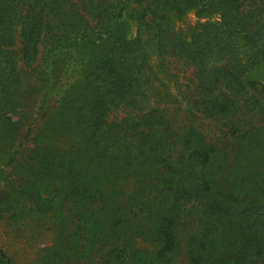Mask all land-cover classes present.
Listing matches in <instances>:
<instances>
[{
  "label": "trees",
  "instance_id": "trees-1",
  "mask_svg": "<svg viewBox=\"0 0 264 264\" xmlns=\"http://www.w3.org/2000/svg\"><path fill=\"white\" fill-rule=\"evenodd\" d=\"M258 65L264 0H0V264H264Z\"/></svg>",
  "mask_w": 264,
  "mask_h": 264
},
{
  "label": "rangeland",
  "instance_id": "rangeland-1",
  "mask_svg": "<svg viewBox=\"0 0 264 264\" xmlns=\"http://www.w3.org/2000/svg\"><path fill=\"white\" fill-rule=\"evenodd\" d=\"M184 19H185L184 21H181L179 23L180 26L182 27H185L188 24L195 23L198 18L195 16L194 11L192 10L184 17ZM202 20L205 22L217 23L219 22L220 19L218 17V14L212 13L209 16L203 18ZM135 29H136V22L128 18L127 19V30H126L127 32L126 35L128 38H131L135 35ZM177 69L183 76V79H185L186 78L185 76H188V74L191 71V68L189 66H185L181 64H177ZM250 76H252L253 78L258 77L264 80V65H258L255 69L251 71ZM229 148H230V145H229ZM231 148H232V152L234 153V155L240 151L239 145L231 146ZM263 154H264V140L262 141L260 145H257L256 147H253L251 149L242 150V152L240 153V157L244 159L245 161L252 160V159L255 161H259L261 157L263 156ZM7 247L9 250L12 249V247H9V246ZM27 261L28 260L25 258H24V261L20 258L21 264H28Z\"/></svg>",
  "mask_w": 264,
  "mask_h": 264
}]
</instances>
